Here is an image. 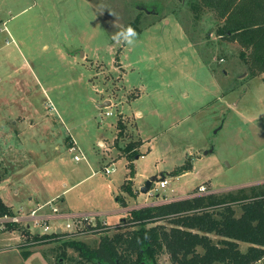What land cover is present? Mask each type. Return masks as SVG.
Instances as JSON below:
<instances>
[{"label": "rangeland", "instance_id": "1", "mask_svg": "<svg viewBox=\"0 0 264 264\" xmlns=\"http://www.w3.org/2000/svg\"><path fill=\"white\" fill-rule=\"evenodd\" d=\"M131 22L134 44L113 39ZM217 28L213 14L197 19L181 0H0V146L6 167L21 169L0 184L4 201L28 210L61 198L52 206L108 213V232L72 238L95 248L131 230L123 223L141 206L197 197L202 187L264 185V74L253 78L239 44ZM72 138L80 151L69 150ZM128 146L141 156L131 161ZM153 176L169 185L142 193ZM129 178L134 195L123 190ZM11 237L0 233V245L14 246ZM70 240L23 249L32 263L92 264L63 246ZM21 254L0 264H20ZM158 264H172L169 255Z\"/></svg>", "mask_w": 264, "mask_h": 264}, {"label": "trees", "instance_id": "2", "mask_svg": "<svg viewBox=\"0 0 264 264\" xmlns=\"http://www.w3.org/2000/svg\"><path fill=\"white\" fill-rule=\"evenodd\" d=\"M181 1L188 4L197 19L213 14L218 22L217 35L228 43L239 44L249 74L253 78L264 74V0ZM135 23L127 26L137 31ZM118 127L123 129V122H118ZM125 152L131 161L141 156L134 147L128 146ZM6 157L0 146V181L12 172L4 163ZM183 171L176 170L174 175ZM130 185L128 181L123 190L134 195ZM11 212L0 196V216ZM123 225L132 228L112 236L105 234L95 248L74 239L63 246L78 251L92 264H158L164 254L169 255L172 264H257L264 260V185L146 206L131 211ZM106 226L99 223L87 233L108 232ZM22 234L36 244L51 238H32L26 231ZM242 242L249 244L243 252ZM23 248L22 242L20 249L27 259L32 252ZM64 256L65 251L59 260Z\"/></svg>", "mask_w": 264, "mask_h": 264}, {"label": "built area", "instance_id": "3", "mask_svg": "<svg viewBox=\"0 0 264 264\" xmlns=\"http://www.w3.org/2000/svg\"><path fill=\"white\" fill-rule=\"evenodd\" d=\"M106 115L112 116L113 114L111 112H107ZM70 150L80 151V147L75 144V147ZM83 159H85L83 154L82 156H74V160L77 162L82 161ZM110 172L111 171L109 169L106 170L107 174ZM159 184L161 188H166L169 185V182L164 179L160 181ZM211 193L213 192H206V189L202 187L200 188L198 196H207ZM147 205L149 206L150 204ZM141 207L143 208L146 206ZM123 211L124 209L121 210V212ZM108 215V213L104 212H64L58 207L52 206L51 203H47L32 211H26L21 208L17 211H12L11 214L0 216V229L18 232L21 236V243L23 242L24 246H30L36 245V242L28 241L26 238L27 236L22 234L24 231L28 232L32 238L51 236V239H58L62 237H69L72 239L86 234L88 230L92 231L91 228L96 227L99 223L107 225L108 223L106 218ZM33 228H35V230H33Z\"/></svg>", "mask_w": 264, "mask_h": 264}, {"label": "crops", "instance_id": "4", "mask_svg": "<svg viewBox=\"0 0 264 264\" xmlns=\"http://www.w3.org/2000/svg\"><path fill=\"white\" fill-rule=\"evenodd\" d=\"M83 55V54H82ZM85 55V54H84ZM86 56V55H85ZM19 136H15V138H18ZM21 139H19V141H20ZM22 141V140H21ZM20 141V142H21ZM72 141L73 142H75L74 144H76V145H78V143L72 138ZM100 143H102V141L100 142ZM79 146V145H78ZM57 149H59V147H57ZM70 150V149H69ZM111 172L109 173V174H111L112 172H113V170H114V168L111 170L110 168H108ZM19 170H21L20 168H18L17 169V167H16V169H15V171H13V173L11 172V174L10 175H8L7 177H5L2 181H0V184L2 183V182H5V181H8V180H10L11 179V177L13 176V174H14V172H17V171H19ZM107 170V169H106ZM128 181H132V178H129V180ZM128 181H126V182H128ZM125 182V183H126ZM133 186H134V184H133ZM135 187V186H134ZM17 192V191H16ZM136 194V193H135ZM0 196H1V194H0ZM1 198H2V196H1ZM3 199V198H2ZM122 199V198H121ZM120 199V200H121ZM56 200H60L61 201V203L63 204V200L61 199V198H55V199H53V200H49V201H47L46 203H43V204H40V203H38L37 205H35L34 207H32V208H30V209H28V210H26V211H32V210H35V209H37L38 207H40V206H42V205H45V204H47V203H54L53 201H56ZM117 201H118V199H116ZM3 201H4V199H3ZM121 202V201H120ZM4 203L8 206V207H10L11 208V210L12 211H17V210H19V209H24L22 206L21 207H18V208H15L13 205H9V204H7L5 201H4ZM59 203V202H58ZM122 203V202H121ZM64 206V205H63ZM146 206V205H145ZM54 207H58V206H54ZM123 207V206H122ZM59 208V207H58ZM124 208H126V207H123V209ZM60 210H62V211H64V212H70V213H90V212H82V211H78V212H75V211H70V210H63L62 208H59ZM25 210V209H24ZM107 221H108V219H107ZM108 223V222H107ZM8 233L10 236H12L11 238H9L8 240H11V239H17V241L15 242V244H14V246L12 245V244H1L0 245V256H4V255H6L7 253H9V251L10 252H16V253H20L21 254V250H20V244H21V236H20V234L18 233V232H14V231H9V230H2V229H0V233ZM14 237V238H13ZM2 242H3V240H2ZM34 254V253H33ZM33 254H31L30 255V257L33 255ZM22 258H19V260L20 261H22V262H20V264H37V263H32V262H30V257H28L27 259H24V257L22 256V254L20 255ZM17 258H18V256H17ZM7 261H9L8 263H12V261L11 260H9V258L6 260V262ZM45 264H49V263H45Z\"/></svg>", "mask_w": 264, "mask_h": 264}, {"label": "clouds", "instance_id": "5", "mask_svg": "<svg viewBox=\"0 0 264 264\" xmlns=\"http://www.w3.org/2000/svg\"><path fill=\"white\" fill-rule=\"evenodd\" d=\"M137 36V33L135 29L129 25L126 28L121 29L119 32H117L113 39L115 40H123L127 44L132 45L135 43V38Z\"/></svg>", "mask_w": 264, "mask_h": 264}, {"label": "water", "instance_id": "6", "mask_svg": "<svg viewBox=\"0 0 264 264\" xmlns=\"http://www.w3.org/2000/svg\"><path fill=\"white\" fill-rule=\"evenodd\" d=\"M102 106H104V107H108V106H110V102H107V103H105V104L102 105ZM163 179H164L163 177L159 178V177H157V176L150 177V178L146 181L145 185L141 188V192L144 193V194H148V193H150V192L152 191V189H153V186H154L156 183H159L160 181H162Z\"/></svg>", "mask_w": 264, "mask_h": 264}]
</instances>
